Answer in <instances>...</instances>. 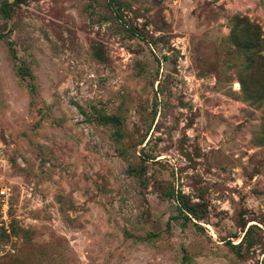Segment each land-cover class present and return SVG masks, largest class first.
Returning a JSON list of instances; mask_svg holds the SVG:
<instances>
[{
	"label": "rangeland",
	"instance_id": "obj_1",
	"mask_svg": "<svg viewBox=\"0 0 264 264\" xmlns=\"http://www.w3.org/2000/svg\"><path fill=\"white\" fill-rule=\"evenodd\" d=\"M253 2L0 0V264H264Z\"/></svg>",
	"mask_w": 264,
	"mask_h": 264
},
{
	"label": "trees",
	"instance_id": "obj_2",
	"mask_svg": "<svg viewBox=\"0 0 264 264\" xmlns=\"http://www.w3.org/2000/svg\"><path fill=\"white\" fill-rule=\"evenodd\" d=\"M21 1H27V0H21ZM241 24H243L245 26L244 27V30L246 32L252 31L254 29V25H253V23H251V21H250V19L248 17H242ZM254 33H255V35L257 37V43H260L261 33H260L259 27H256V32H254ZM247 44H248L247 47H249V44H252V42L251 41H248ZM178 198H179V195H178ZM180 204H181V202H179V205ZM181 210L183 212H185L187 215H189V214H191V212H193L190 208H188V206H185V204L182 205Z\"/></svg>",
	"mask_w": 264,
	"mask_h": 264
},
{
	"label": "crops",
	"instance_id": "obj_3",
	"mask_svg": "<svg viewBox=\"0 0 264 264\" xmlns=\"http://www.w3.org/2000/svg\"><path fill=\"white\" fill-rule=\"evenodd\" d=\"M241 1H245L249 6H253V9H254L255 3L253 2V0H241Z\"/></svg>",
	"mask_w": 264,
	"mask_h": 264
},
{
	"label": "built area",
	"instance_id": "obj_4",
	"mask_svg": "<svg viewBox=\"0 0 264 264\" xmlns=\"http://www.w3.org/2000/svg\"><path fill=\"white\" fill-rule=\"evenodd\" d=\"M250 8H251V6H248V7H247V9H250Z\"/></svg>",
	"mask_w": 264,
	"mask_h": 264
}]
</instances>
